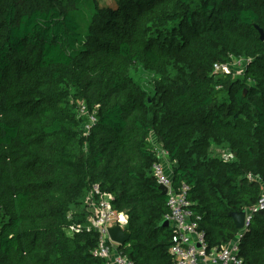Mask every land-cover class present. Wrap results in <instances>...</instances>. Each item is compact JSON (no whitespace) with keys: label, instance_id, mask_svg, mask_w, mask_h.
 Instances as JSON below:
<instances>
[{"label":"trees","instance_id":"trees-1","mask_svg":"<svg viewBox=\"0 0 264 264\" xmlns=\"http://www.w3.org/2000/svg\"><path fill=\"white\" fill-rule=\"evenodd\" d=\"M255 25L264 32V0H0V264H105L87 230L94 185L127 215L123 254L175 264L153 143L172 184L188 186L207 246L236 237L230 212L264 193ZM234 59L244 69L213 72ZM80 103L95 111L86 134ZM239 248L243 264H264V209Z\"/></svg>","mask_w":264,"mask_h":264},{"label":"built area","instance_id":"built-area-1","mask_svg":"<svg viewBox=\"0 0 264 264\" xmlns=\"http://www.w3.org/2000/svg\"><path fill=\"white\" fill-rule=\"evenodd\" d=\"M239 63H242V68L245 67L241 59H234L231 63L216 62L213 64V72L234 73L241 69L234 70V67ZM81 114L87 118L83 124L86 134L90 125L96 121L95 111L89 113L80 103L77 115ZM153 144L157 160L152 164L151 172L157 183L166 187L168 213L165 217L172 230L169 252L173 256L175 264H243V259L239 255V237L248 226L252 213L264 209V193H261L254 206L245 209V224L242 229H239L238 235L220 247L209 248L204 232L198 228L200 217L191 208L188 186L185 183H180L177 186L172 184L168 153L162 146ZM219 156L223 160H230L233 157L226 150L220 152ZM91 193L94 197L87 200L90 211L87 230L97 232V244L92 249V254L103 259L105 264H134L117 248L119 244L113 241L108 233V228L113 225L125 229L127 215L124 212H116L111 204L112 195L101 192L97 185L93 186ZM78 229L79 227L70 226L68 231L73 232Z\"/></svg>","mask_w":264,"mask_h":264},{"label":"water","instance_id":"water-1","mask_svg":"<svg viewBox=\"0 0 264 264\" xmlns=\"http://www.w3.org/2000/svg\"><path fill=\"white\" fill-rule=\"evenodd\" d=\"M255 28L259 32V38L264 40V32L261 28L255 25ZM245 92V90H244ZM158 189L160 190L161 194H166V187L162 184H158ZM230 217L233 220V223L237 229H242L245 224V209L241 211H233L230 212ZM161 226H169L168 219L165 217L162 222L160 223ZM108 233L110 238L117 242L119 245L123 244L129 238L130 232L128 229H121L118 225H113L108 228Z\"/></svg>","mask_w":264,"mask_h":264},{"label":"rangeland","instance_id":"rangeland-1","mask_svg":"<svg viewBox=\"0 0 264 264\" xmlns=\"http://www.w3.org/2000/svg\"><path fill=\"white\" fill-rule=\"evenodd\" d=\"M100 3L102 4H111L113 2V0H99ZM89 14V8L84 6V12L81 14V15H84V16H87ZM83 23V21H81ZM81 29L83 30V28L81 27ZM237 68H242V63H239L237 64L235 67H234V70L237 69ZM78 117H81L83 116V114L81 115H77ZM224 151L223 148H219V147H215L214 148V154H219L220 152Z\"/></svg>","mask_w":264,"mask_h":264}]
</instances>
